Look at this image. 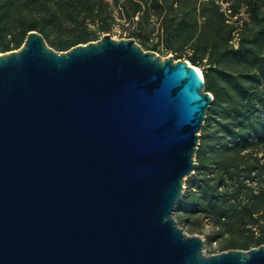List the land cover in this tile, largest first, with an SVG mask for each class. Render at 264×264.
Segmentation results:
<instances>
[{
	"label": "water",
	"instance_id": "obj_1",
	"mask_svg": "<svg viewBox=\"0 0 264 264\" xmlns=\"http://www.w3.org/2000/svg\"><path fill=\"white\" fill-rule=\"evenodd\" d=\"M172 57L37 31L0 55V264H264L206 256L174 218L213 97Z\"/></svg>",
	"mask_w": 264,
	"mask_h": 264
},
{
	"label": "trees",
	"instance_id": "obj_2",
	"mask_svg": "<svg viewBox=\"0 0 264 264\" xmlns=\"http://www.w3.org/2000/svg\"><path fill=\"white\" fill-rule=\"evenodd\" d=\"M228 1L233 16L245 6L256 23L253 29L242 25L237 47L231 44L237 27L215 0L138 2L132 37L145 36L155 14L169 52H188L187 61L196 68L209 61L203 78L213 102L196 152V173L176 210L180 217L204 214L227 232H247L246 239L230 241L224 250H250L264 245V0ZM112 20L107 0H0V51L20 49L31 31L50 47L68 51L92 42L96 33L87 29L88 22L105 33ZM64 28L73 33L55 36Z\"/></svg>",
	"mask_w": 264,
	"mask_h": 264
},
{
	"label": "rangeland",
	"instance_id": "obj_3",
	"mask_svg": "<svg viewBox=\"0 0 264 264\" xmlns=\"http://www.w3.org/2000/svg\"><path fill=\"white\" fill-rule=\"evenodd\" d=\"M109 2V7L111 12L113 13V20L112 23L115 22V24L119 25L120 33H114L111 32L110 29L103 33L98 31V27L96 24H94L92 21L87 23V29L94 31L96 33L95 36L92 37V42L100 40L105 34H109L113 39L115 40H126V39H134L132 37V33L135 31L136 27L133 23V20L131 19V16L134 15L136 6L138 2H141L144 4L143 0H117L115 2L114 0H107ZM260 14L264 15V5L261 7ZM136 16V15H135ZM134 16V17H135ZM140 18V16H139ZM234 21H238L241 23V25H246L247 29H253L256 26L255 21L251 18L249 12L246 10V7L243 6L241 8L240 13L237 15L236 18L233 19ZM160 18L158 15H152L150 21L147 24L145 36L143 37H136L135 41L138 43L143 50L147 52H155L163 59L169 58V56H173L172 58L177 60H187L188 52L183 53V55H179L175 52H169L164 44L161 41V28H160ZM139 32V29H138ZM141 32V31H140ZM73 32L69 28H64L63 31L56 30V35H61V37H68ZM124 33H127V37H124ZM54 49V48H53ZM57 52H66V51H58L54 49ZM4 54V52L0 51V55ZM181 57V58H179ZM210 68L209 61L204 60L202 64L197 67L199 72L202 76H204V73L206 70ZM199 141L202 135V130L199 132ZM199 147V146H198ZM263 155V156H262ZM261 157H264V153H260ZM197 168L192 173L190 177H187L184 182V189H183V196L186 193L187 190V181L195 175ZM183 196L181 198L182 202ZM246 202L247 198H243ZM178 204V205H179ZM174 218L178 224V226L182 229V231L188 235V236H197L203 239L204 246H203V254L206 256L219 254L224 251L225 246L230 241H236L240 242L244 239H246L248 233L247 232H241L237 229L235 231L227 232L222 227L216 226L210 219H206V216L204 214H196V215H183L179 216V213L177 210L174 212ZM231 220H235L232 218ZM256 234L258 231L256 230ZM254 248V247H251ZM238 250H243L238 248Z\"/></svg>",
	"mask_w": 264,
	"mask_h": 264
},
{
	"label": "built area",
	"instance_id": "obj_4",
	"mask_svg": "<svg viewBox=\"0 0 264 264\" xmlns=\"http://www.w3.org/2000/svg\"><path fill=\"white\" fill-rule=\"evenodd\" d=\"M202 2H208L210 0H200ZM216 3L221 7V10L225 13V15L228 17L230 23L234 24L237 29L234 31V38L233 40L231 41V44L234 46V47H237L238 46V43H239V32L241 30V23H239L238 21H234L233 19L237 17V15H232V8H231V5H230V2L228 0H215ZM139 13L133 18L134 21H138L139 20ZM111 32H114V33H120V29H119V25L115 24V22L112 24L111 26ZM124 37H127V33H124L123 34ZM187 61V60H186Z\"/></svg>",
	"mask_w": 264,
	"mask_h": 264
},
{
	"label": "bare ground",
	"instance_id": "obj_5",
	"mask_svg": "<svg viewBox=\"0 0 264 264\" xmlns=\"http://www.w3.org/2000/svg\"><path fill=\"white\" fill-rule=\"evenodd\" d=\"M199 71V70H198ZM200 73V72H199Z\"/></svg>",
	"mask_w": 264,
	"mask_h": 264
}]
</instances>
